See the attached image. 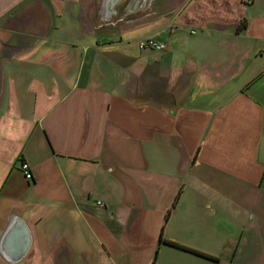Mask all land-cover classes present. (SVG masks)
Instances as JSON below:
<instances>
[{
  "label": "crops",
  "instance_id": "0c3cea01",
  "mask_svg": "<svg viewBox=\"0 0 264 264\" xmlns=\"http://www.w3.org/2000/svg\"><path fill=\"white\" fill-rule=\"evenodd\" d=\"M122 2L0 0V264H264V0Z\"/></svg>",
  "mask_w": 264,
  "mask_h": 264
},
{
  "label": "built area",
  "instance_id": "2783aa9c",
  "mask_svg": "<svg viewBox=\"0 0 264 264\" xmlns=\"http://www.w3.org/2000/svg\"><path fill=\"white\" fill-rule=\"evenodd\" d=\"M139 48L141 50L152 49L153 51L162 52V51H165L167 49V46L163 43H159V42L154 41L153 39L149 38V39H145V40L141 41L139 44ZM21 172L27 181L32 180L31 169L28 166V164L22 163Z\"/></svg>",
  "mask_w": 264,
  "mask_h": 264
},
{
  "label": "water",
  "instance_id": "95a60500",
  "mask_svg": "<svg viewBox=\"0 0 264 264\" xmlns=\"http://www.w3.org/2000/svg\"><path fill=\"white\" fill-rule=\"evenodd\" d=\"M122 1L124 0H107V7H108V10L109 12L111 13H115V8L117 7L118 4H120ZM17 225V226H16ZM15 229H21L24 233L26 237V243H25V240H24V244L22 245L23 248H22V254L24 255L26 250L29 248V245H30V241H29V231L27 230L25 224L17 219H14L13 221V225L10 229V233H12L13 231H15ZM9 234V233H8ZM21 259V258H20Z\"/></svg>",
  "mask_w": 264,
  "mask_h": 264
},
{
  "label": "trees",
  "instance_id": "16d2710c",
  "mask_svg": "<svg viewBox=\"0 0 264 264\" xmlns=\"http://www.w3.org/2000/svg\"><path fill=\"white\" fill-rule=\"evenodd\" d=\"M246 24H247V23H246V20H243L242 23L239 24L237 30H238V31H239V30H240V31H241V30H244ZM154 41H155V40H154ZM139 44H140V43H139ZM166 50H167V49H166ZM161 241H162V239H161ZM162 242H165L166 244H169V245H172V246H174V247H177V248L180 249V250L192 251V253L199 254V255H201V256L207 257L208 259H211L210 257H208V255L194 252L193 250H190V249H188V248H186V247L179 246V245H177L176 243H172V242H168V241H162Z\"/></svg>",
  "mask_w": 264,
  "mask_h": 264
},
{
  "label": "rangeland",
  "instance_id": "374dc122",
  "mask_svg": "<svg viewBox=\"0 0 264 264\" xmlns=\"http://www.w3.org/2000/svg\"><path fill=\"white\" fill-rule=\"evenodd\" d=\"M125 1H126V0H124L122 3L124 4ZM119 13H120V12H119ZM146 25H149V23L147 22ZM143 31L146 32L147 29H144ZM138 32L142 34V31H138Z\"/></svg>",
  "mask_w": 264,
  "mask_h": 264
}]
</instances>
